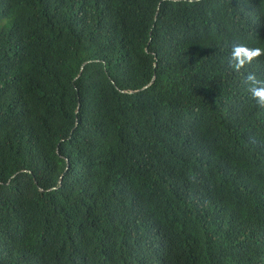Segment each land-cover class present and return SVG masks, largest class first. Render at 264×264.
Returning <instances> with one entry per match:
<instances>
[{"label": "trees", "instance_id": "obj_1", "mask_svg": "<svg viewBox=\"0 0 264 264\" xmlns=\"http://www.w3.org/2000/svg\"><path fill=\"white\" fill-rule=\"evenodd\" d=\"M235 45L264 0H0V264H264Z\"/></svg>", "mask_w": 264, "mask_h": 264}, {"label": "clouds", "instance_id": "obj_2", "mask_svg": "<svg viewBox=\"0 0 264 264\" xmlns=\"http://www.w3.org/2000/svg\"><path fill=\"white\" fill-rule=\"evenodd\" d=\"M264 55V48H248L245 45H235L232 49L230 66L239 72L246 64ZM247 81L251 84L249 92L259 107H264V80H258L255 74H249Z\"/></svg>", "mask_w": 264, "mask_h": 264}]
</instances>
